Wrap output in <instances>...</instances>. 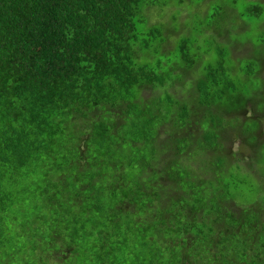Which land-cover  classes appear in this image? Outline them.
I'll return each instance as SVG.
<instances>
[{"label": "trees", "instance_id": "trees-1", "mask_svg": "<svg viewBox=\"0 0 264 264\" xmlns=\"http://www.w3.org/2000/svg\"><path fill=\"white\" fill-rule=\"evenodd\" d=\"M257 1L0 0V264H264Z\"/></svg>", "mask_w": 264, "mask_h": 264}, {"label": "rangeland", "instance_id": "rangeland-1", "mask_svg": "<svg viewBox=\"0 0 264 264\" xmlns=\"http://www.w3.org/2000/svg\"><path fill=\"white\" fill-rule=\"evenodd\" d=\"M264 1V0H261ZM223 2L226 4L227 8L231 7V5L234 3V6L237 5V9L240 10V12H243L245 7L251 6L254 3H258L257 0H160V3L165 4H174L176 3L177 7L180 9L182 7V11L185 13L184 19L181 20V23L184 25L187 23L189 29H192L193 32L199 30L202 23H206L208 21L213 20L214 14L216 15L214 17V21L217 20L219 14H223L224 9L219 12V9L224 7ZM177 8H173L172 12L176 11ZM182 12V13H183ZM177 13V12H176ZM171 13L167 15L165 18V21L169 22L168 19ZM186 15L188 16L186 19ZM235 19L234 16H231ZM150 18L151 23H161L162 20L159 19L157 13L155 11L150 12ZM257 18H251L252 22ZM246 21H249V18H246ZM251 22V21H250ZM186 29L185 26H182L181 32H184ZM264 36V27L261 28L260 26H252L248 30H240L235 27L234 31L231 32L230 39L233 42L240 43L242 40H251L253 43H258L260 38ZM204 40V39H203ZM229 41V42H231ZM243 41V42H244ZM227 47L230 46L229 44H225ZM251 46V44H250ZM203 49H209L213 48V46L210 44V41H206L203 43ZM251 49H253L251 47ZM237 54L240 57H247L248 53L250 52V49L248 47H243L242 49L237 50ZM176 59V58H175Z\"/></svg>", "mask_w": 264, "mask_h": 264}]
</instances>
